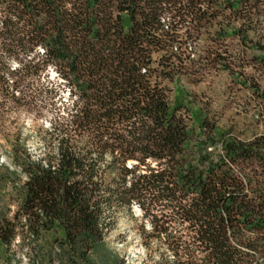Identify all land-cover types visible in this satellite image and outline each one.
Segmentation results:
<instances>
[{
	"label": "trees",
	"instance_id": "trees-1",
	"mask_svg": "<svg viewBox=\"0 0 264 264\" xmlns=\"http://www.w3.org/2000/svg\"><path fill=\"white\" fill-rule=\"evenodd\" d=\"M250 1L0 0V61L24 69L8 73L12 86L50 66L70 97L40 155L12 144L23 197L0 217V244L20 229L31 264H44L39 242L53 233L49 264H129L106 239L116 214L137 205L141 264H264V132L216 134L208 119L195 128L162 84L194 63L185 50L203 29L213 43L238 34L219 17Z\"/></svg>",
	"mask_w": 264,
	"mask_h": 264
},
{
	"label": "rangeland",
	"instance_id": "rangeland-1",
	"mask_svg": "<svg viewBox=\"0 0 264 264\" xmlns=\"http://www.w3.org/2000/svg\"><path fill=\"white\" fill-rule=\"evenodd\" d=\"M219 20L222 26L230 22V26L240 27L238 34L213 43V30L203 29L199 45L185 50L195 59L194 63L187 65L184 74L162 84L170 90L171 105L182 103L189 110L191 126L197 128L202 120L208 119L215 123L216 134L230 130L242 139H249L264 132L263 103L256 95L264 94V61L259 59L264 56V0H251L238 15L229 16L225 11ZM212 56L217 60L209 62ZM221 62L227 70L220 69ZM151 67L157 68V64ZM10 72L18 76L24 69L16 61H0V74L8 89V94H0V217L8 219H12L22 201L20 186L25 179L12 161L14 140L19 138L25 143L33 158L40 155L45 130L70 102L68 86L52 67L40 69L32 78L23 77L24 88L12 86L15 76L9 75ZM144 222L140 209L132 205L131 214H116L106 239L129 264H141L144 259L141 230ZM18 232L10 246L0 244V264H31L33 254L22 242L20 229ZM53 236L45 233L39 242L44 264H49L48 258L55 252ZM151 247L155 248L154 242Z\"/></svg>",
	"mask_w": 264,
	"mask_h": 264
}]
</instances>
